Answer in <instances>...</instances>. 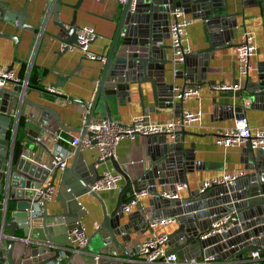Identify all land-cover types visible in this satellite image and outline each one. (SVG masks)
<instances>
[{
  "label": "water",
  "instance_id": "water-1",
  "mask_svg": "<svg viewBox=\"0 0 264 264\" xmlns=\"http://www.w3.org/2000/svg\"><path fill=\"white\" fill-rule=\"evenodd\" d=\"M49 1L46 12L52 15V24L56 28L51 36L64 45L59 52L63 55L69 46L76 44L75 13L68 22L62 21L58 19L62 2ZM79 2L77 0L70 6L73 11ZM10 3V0H0V21L35 31V26L25 23L28 0L19 10L12 8ZM120 4L119 19L102 55L103 61L97 62L100 66L94 94L81 129H64L52 109L28 101L23 92L26 84H16L10 89L0 88V193H3L0 264H49L57 259L60 251L66 252L68 234L81 228L79 220L85 211L78 198L85 194L98 202L102 218L87 237L80 254L67 251L68 257L62 264H121L122 256L127 257L124 245L131 241V229L144 232L147 221L160 217H174L176 220V229L168 235L170 253H183L196 260L213 256L211 264H260V258L264 257V151L242 147L243 162L250 174L236 179L231 185L211 186L202 193L192 191L186 197L173 200L161 198L160 193L173 192L177 184L185 185V175L196 169L191 148H183L177 133L171 141L166 135L141 137L139 147L135 148L136 156L133 153L122 161L108 157L87 164L77 147L68 166L61 171L50 170L49 160L56 139H50L44 131L52 134L57 131L76 133L80 140L89 137L86 125L92 116L103 114L105 119L110 120L109 99L115 98L118 104L129 102L131 85L135 86L139 101L142 98L141 86L148 87L152 108L143 109V112L167 108L173 110L175 117L179 116L182 103L174 100V89L178 88L181 93L188 85L186 81L192 83L202 79L206 62L213 58L214 51L229 46L226 43L236 27L235 16L238 13L226 12L225 0H125ZM240 4L257 9L264 33V0H241ZM174 9L203 20L205 46L190 51L179 64L169 57L173 48L165 43L168 39V15ZM0 36L14 42L17 40L7 33H0ZM174 65H180L181 69L174 71ZM75 72L76 69H73L58 75L52 88L62 87ZM256 72L254 82L245 76L243 91L248 101L264 109V56ZM177 80L183 81L180 86L174 84ZM239 100L237 106L223 105L220 108L235 120L240 119L246 101L242 97ZM20 117L40 128L31 137L32 146L24 143L11 145L6 139L10 128L14 139ZM42 136L45 142L40 140ZM106 162L123 181L118 191L107 192L108 198L116 193L110 212L97 194L89 190L92 183L100 180L98 168ZM49 176L50 184L58 177L55 202L59 212L48 214L44 204L41 215L33 217L31 212L37 203V199H33L34 190ZM141 191L149 197L148 211H144L138 201L134 212L126 216V223H122V207L132 200V194ZM123 196L129 198L127 203L121 201ZM10 203L14 204L12 209L8 207ZM228 215L226 225L230 228L227 231L199 240L213 223ZM136 224L139 228L134 229ZM247 252L257 253L259 258L252 260L246 257Z\"/></svg>",
  "mask_w": 264,
  "mask_h": 264
},
{
  "label": "crops",
  "instance_id": "crops-1",
  "mask_svg": "<svg viewBox=\"0 0 264 264\" xmlns=\"http://www.w3.org/2000/svg\"><path fill=\"white\" fill-rule=\"evenodd\" d=\"M10 1V6L16 10H19L25 2V0ZM55 1L62 2L58 11V19L68 22L71 15L75 13V24L77 27L87 25L94 29L96 35L94 40L88 45V49L96 55H104L119 19L120 2L118 0H80L77 9L73 11L70 6L74 5L77 0ZM225 2L226 12H238L235 16L236 27L233 28L232 36L226 43L229 46L214 51L213 58L206 62L202 79L193 80L192 83L186 81L188 85L185 88H195L197 95L189 97L182 102V111L191 113L199 111L201 120L197 125H191L177 131L176 136L179 140H182L183 148H191L193 162L196 165L195 170L185 175L186 184L182 185L183 188L178 192L179 198L186 197L188 192L198 191L204 181L217 178L223 173L244 170V175L250 174L243 162L241 147L224 149L214 144V138L223 130L230 128L236 119L231 117L227 111L221 109L220 106H237L239 105L240 97H242L246 102L240 117L244 119L251 130H264V109L255 106L252 101L247 100L248 96L243 91L246 77H239L237 74L235 58V46L240 35L245 30L251 31L256 43V54L250 59V69L247 78L250 82H254L257 75V65L263 60L264 56V33L261 18L256 8L251 6L242 7L240 4L241 0H225ZM49 3V0H28L25 23L35 26V31L16 28L12 24L0 21V33H7L17 38L16 42H14L10 38L0 36V70H10L21 82L23 81L26 84L23 91L26 99L52 109L64 129L79 130L81 129L82 113L89 105L94 94L100 65L97 62L82 59L80 51L76 48L67 49L63 55H59L61 43L51 36L56 31V28L52 24V15L46 12ZM184 15L192 19V22L185 28L184 44L189 47L190 51L204 47L203 20L201 18L194 19L190 14ZM34 34L35 39L32 40ZM165 43L169 44V40L167 39ZM169 57L172 58L171 51H169ZM73 69H76L74 75L64 82L62 87L54 88L57 93L51 94L47 92L46 87H53L58 75L69 73ZM180 69V65H174L173 67V70ZM31 70H34L35 77L32 83H28L30 82L29 75ZM182 82V80H177L174 81V84L180 86ZM233 84H238V91H218L213 89L214 86H230ZM12 86V84L8 83L4 88L10 89ZM130 87L129 102L125 101L118 104L115 98L109 99L108 106L111 119L127 125L133 117L140 115H146L151 122L156 123H164L175 118L173 110L167 108H156L152 112H143V109L149 110L152 108V102L148 99L147 85L141 86V101L138 99L135 86L131 85ZM103 118V114H94L91 120ZM39 129L37 124L28 122L27 119L20 117L14 139L12 137V128L9 129L6 139L11 145L18 140V144L24 143L32 146L31 137L37 134ZM179 132H182V134L179 135ZM44 135H48L50 139L55 137L54 148L61 146L65 151L70 152V157L66 163L68 166L75 151L68 143L78 134L61 131L52 134L44 131ZM140 139L141 137H135L132 140L126 138L121 140L113 155L115 160L122 161L126 156L129 157L133 153L135 157V148L139 147ZM40 140L44 141L43 136ZM167 140L171 141L168 137ZM8 148L9 146L7 150ZM80 152L84 156L85 163L89 164L95 160V153L86 150H81ZM140 157H142V154ZM98 169L100 172L112 171L108 162ZM50 181L51 177L49 176L43 185L45 186ZM51 184L55 191L51 200L44 205L48 214L59 212L58 205L55 202L58 177ZM122 185L123 181L121 180L120 186ZM96 194L104 204L107 212L112 211L116 193H114L115 195L112 198H108L107 191ZM2 198L3 193H0V213ZM148 199L147 195L140 199L144 211H148ZM128 200L129 198L124 196L121 198L123 203H127ZM78 202L85 211V215L79 220V223L88 237L102 218L100 206L88 194L80 196ZM13 206V203L8 204L9 209H12ZM134 210L133 207L129 212L124 213L122 223H126V216L133 213ZM176 227V223H172L164 227H158L154 232L169 235ZM136 228H139V224L134 226V229ZM148 235L149 231L147 229L144 232H134L131 229L130 240L141 242ZM170 249L169 246L168 250ZM175 255L179 260L187 257L183 253H175ZM245 255L250 257L248 252ZM260 264H264V257L260 258Z\"/></svg>",
  "mask_w": 264,
  "mask_h": 264
},
{
  "label": "built area",
  "instance_id": "built-area-1",
  "mask_svg": "<svg viewBox=\"0 0 264 264\" xmlns=\"http://www.w3.org/2000/svg\"><path fill=\"white\" fill-rule=\"evenodd\" d=\"M125 0H118L123 3ZM192 22L180 9H174L168 15L167 33L169 44L173 48L172 59L174 63L179 64L183 57L190 53V49L184 44V35L186 26ZM76 44L69 46L68 49L76 48L80 52L84 60L90 62H102L103 57L92 53L88 49V45L95 38V31L92 27L81 25L76 29ZM64 45L61 44V47ZM256 54V43L254 35L251 31L245 30L239 37L235 46L236 71L239 77H245L250 69V59ZM175 71V70H174ZM24 86L25 83L20 81L10 70H0V88L6 84ZM214 90L218 91H238V84L230 86H214ZM48 93H57L54 88L46 87ZM174 100L181 103L189 97L197 95L195 88H185L181 93L175 88ZM88 113V106L82 113L81 127L85 125V119ZM201 113L182 111L179 116L164 122H151L146 115L133 117L129 124L123 125L114 119L107 120L105 118L98 120H90L86 125V131L90 133L89 137H84L80 140L79 136L73 137L68 145L72 149L77 147L81 150H86L95 153V160H103L108 157H113L118 143L123 139L132 140L135 137H145L151 135H166L172 139L177 131L182 130L191 125L199 124ZM38 141L37 138H35ZM214 144L224 149L230 147H247L250 150L264 151V130H251L243 118L234 121L232 126L223 130L214 138ZM70 157V152L65 151L61 146L53 147L51 158L49 160L51 169L63 170L67 165V160ZM100 180L92 183L89 190L94 193L102 191H118L120 188L121 176L113 171L106 170L99 173ZM244 170H235L232 173H223L221 176L204 181L198 192L202 193L211 186H228L236 179L243 177ZM183 188L181 184L174 187L173 192L164 191L160 193V197L168 200L177 199L178 192ZM55 189L50 183L43 184L34 190L33 199H37V203L33 206L31 216L38 217L41 215L42 205L51 200ZM146 196L145 191L137 194H132V200L125 204L121 212L127 213L133 208L141 198ZM264 203V196H262ZM229 222V215L216 221L211 225L210 230L199 237V240H204L213 234H220L227 231L230 226L226 225ZM176 223L174 217L157 218L146 222V229L149 235L141 242L130 241L124 245L127 257H122L121 264H211L213 256L202 258L200 260L190 259L188 257L179 260L175 253L169 252L168 235L165 233H156L154 230L158 227H164L168 224ZM67 250L74 255L80 254V249L87 243V236L82 229H73L67 237ZM66 251V252H67ZM65 251H60L56 260L49 264H62L68 257ZM250 259H258L257 253L249 254ZM97 258H95L96 260Z\"/></svg>",
  "mask_w": 264,
  "mask_h": 264
},
{
  "label": "trees",
  "instance_id": "trees-1",
  "mask_svg": "<svg viewBox=\"0 0 264 264\" xmlns=\"http://www.w3.org/2000/svg\"><path fill=\"white\" fill-rule=\"evenodd\" d=\"M34 77H35V76H34V70H31L30 75H29V81H30V82H28V83H32L33 80H34ZM16 139H17V138H16ZM15 145L18 146V140H16Z\"/></svg>",
  "mask_w": 264,
  "mask_h": 264
}]
</instances>
